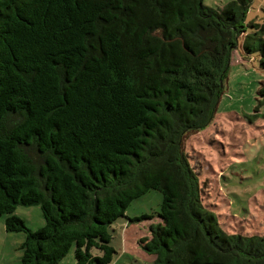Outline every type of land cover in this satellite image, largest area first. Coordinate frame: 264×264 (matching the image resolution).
<instances>
[{
	"label": "trees",
	"instance_id": "16d2710c",
	"mask_svg": "<svg viewBox=\"0 0 264 264\" xmlns=\"http://www.w3.org/2000/svg\"><path fill=\"white\" fill-rule=\"evenodd\" d=\"M252 2L0 0V219L26 236L22 264H59L74 246L76 264H111L112 224L151 191L152 264H264V233L222 226L185 149L213 124L241 41L264 68ZM35 205L36 232L15 214Z\"/></svg>",
	"mask_w": 264,
	"mask_h": 264
},
{
	"label": "rangeland",
	"instance_id": "374dc122",
	"mask_svg": "<svg viewBox=\"0 0 264 264\" xmlns=\"http://www.w3.org/2000/svg\"><path fill=\"white\" fill-rule=\"evenodd\" d=\"M233 0H203L206 7L223 8ZM252 24L264 25V0H253L247 13V34ZM235 50L226 75L218 113L206 130L190 134L185 149L200 175L204 204L219 216L230 233H264V68L260 53L247 56ZM258 115L259 117H254ZM163 194L151 191L135 200L126 217L110 228L116 250L111 264H152L156 256L141 241L150 227L161 223L158 214ZM34 232L46 225L41 206H19L15 213ZM153 216L152 219H142ZM25 234L7 233L0 219V264H22L20 249ZM74 246L59 264H76Z\"/></svg>",
	"mask_w": 264,
	"mask_h": 264
},
{
	"label": "crops",
	"instance_id": "0c3cea01",
	"mask_svg": "<svg viewBox=\"0 0 264 264\" xmlns=\"http://www.w3.org/2000/svg\"><path fill=\"white\" fill-rule=\"evenodd\" d=\"M5 230H6V228H5ZM7 232V231H6ZM8 233V232H7ZM257 234H263V233H257ZM246 235H255V234H246Z\"/></svg>",
	"mask_w": 264,
	"mask_h": 264
}]
</instances>
